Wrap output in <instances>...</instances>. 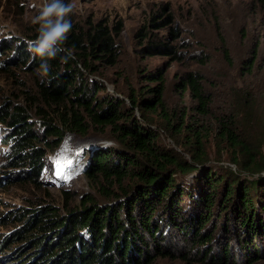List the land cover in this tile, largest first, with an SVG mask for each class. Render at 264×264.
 <instances>
[{
  "label": "trees",
  "instance_id": "obj_1",
  "mask_svg": "<svg viewBox=\"0 0 264 264\" xmlns=\"http://www.w3.org/2000/svg\"><path fill=\"white\" fill-rule=\"evenodd\" d=\"M259 3L264 9V0ZM170 34L177 35L174 28ZM259 43L253 45L241 69L248 78H260L249 86L243 82L244 89L235 93L234 109L207 120L213 126L211 133L204 122L185 119L186 113L182 118L162 113L160 86L146 87L138 98L130 96V107L114 95L98 96L104 86L91 75L98 72V64L115 60L112 37L101 23L71 30L63 47L74 58L65 62L66 53L46 58L50 70L37 86L44 106L36 105L41 115L38 127L29 122L22 107L14 106L11 113L0 107V120L11 129V135L3 139L10 146L9 163L25 165L30 181L36 183L42 158L35 146L39 136L51 148L68 132L86 136L91 128L106 127L116 144L91 149L85 166L103 202L86 196L67 215L38 206L11 236L16 240L24 235L33 246L35 252L27 256L26 264H152L158 257L176 256L175 250L181 259L203 264H253L263 259L264 76L260 73L264 49ZM29 49L18 46L13 57L28 69H41L45 61L33 58ZM145 49L178 56L165 43L161 47L152 42ZM155 74L147 79L161 81L162 75ZM186 84L194 91L204 118L209 98L199 89L197 74L188 73L182 86ZM257 96L258 102L262 100L260 115L254 112L259 109L253 102ZM134 108L143 113L142 119L136 117ZM147 113L161 116L176 137L186 138L180 143L183 153L160 142ZM210 138L216 140L220 157L225 152L232 166L209 159L206 144ZM174 237L176 242L171 241ZM18 263L24 264L21 258Z\"/></svg>",
  "mask_w": 264,
  "mask_h": 264
},
{
  "label": "rangeland",
  "instance_id": "obj_2",
  "mask_svg": "<svg viewBox=\"0 0 264 264\" xmlns=\"http://www.w3.org/2000/svg\"><path fill=\"white\" fill-rule=\"evenodd\" d=\"M46 2L0 0V107L5 106L8 113L14 111V106L22 107L29 122L37 127L41 115L36 105L44 108L37 86L44 75L37 67L26 68L13 54L18 46L30 48L37 38L39 25L33 20ZM64 3L72 5L71 30H87L98 23L107 28L115 60L98 64V72L91 76L104 86L98 96L114 95L126 107L131 106L130 96L138 98L146 87L160 86L162 113L173 118H182L186 113L185 119L202 121L213 133L212 123L207 120L234 109L235 93L244 89L243 82L249 86L260 78L259 73L248 78L241 69L242 61L251 56L253 45L260 42L264 49V9L259 0H64ZM154 22L161 24L156 26ZM171 28L176 36L170 34ZM152 42L160 43L161 47L167 44L178 56L165 51L148 53L145 48ZM190 72L197 74L198 87L209 98V111L204 118L194 91L188 84L182 86ZM153 74L162 75V80H148ZM260 74L264 76V70ZM259 96L253 101L257 108L262 101L258 102ZM133 111L142 119L141 111L137 108ZM254 112L261 114L260 108ZM149 115L160 142L183 153L180 143L186 138L176 137L161 116ZM10 131L7 123L0 120V264H15L19 258L26 264L27 256L35 252L33 246L27 244L24 235L16 240H11V236L18 233L27 215L38 206L47 205L67 215L68 209L80 207L86 196L103 202L99 187L87 178L85 166L91 149H108L116 144V138L106 127H94L86 136L68 132L50 148L39 136L35 146L42 152V158L34 183L25 165L9 163L10 146L3 139L11 135ZM206 145L211 161L230 165L225 152L220 157L214 138ZM14 214L20 216L15 218ZM16 250L18 253L11 256ZM176 252V256L158 257L152 264H203L200 260H183ZM253 264H264V258Z\"/></svg>",
  "mask_w": 264,
  "mask_h": 264
},
{
  "label": "clouds",
  "instance_id": "obj_3",
  "mask_svg": "<svg viewBox=\"0 0 264 264\" xmlns=\"http://www.w3.org/2000/svg\"><path fill=\"white\" fill-rule=\"evenodd\" d=\"M71 12L72 5L64 3V0H48L33 20V23L39 25V31L29 50L33 58L39 57L45 61L41 64L45 76L50 70L46 58L54 59L59 53H66L62 57L65 62L74 58L72 52L63 47L72 29L69 19Z\"/></svg>",
  "mask_w": 264,
  "mask_h": 264
}]
</instances>
